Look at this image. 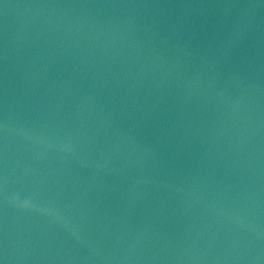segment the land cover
Masks as SVG:
<instances>
[{"label": "water", "instance_id": "1", "mask_svg": "<svg viewBox=\"0 0 264 264\" xmlns=\"http://www.w3.org/2000/svg\"><path fill=\"white\" fill-rule=\"evenodd\" d=\"M0 264H264V0H0Z\"/></svg>", "mask_w": 264, "mask_h": 264}]
</instances>
